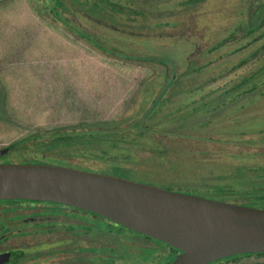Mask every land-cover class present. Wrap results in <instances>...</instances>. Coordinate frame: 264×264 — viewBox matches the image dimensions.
<instances>
[{"label": "rangeland", "instance_id": "obj_1", "mask_svg": "<svg viewBox=\"0 0 264 264\" xmlns=\"http://www.w3.org/2000/svg\"><path fill=\"white\" fill-rule=\"evenodd\" d=\"M112 1L129 4L128 0ZM248 3L249 0H168L158 5V9L171 11L173 15L152 21L160 23L156 30L163 28L168 35L132 40L113 33L115 40L125 44L122 48L141 54L168 55L179 61L181 68L186 59L197 57L199 70L181 78L182 89L153 120H161L168 112L231 84L262 64L264 35L260 36L264 26L250 35H243L240 30V26L248 22ZM104 35L111 38L107 32ZM196 49H200L198 55ZM146 75H152L151 69L100 54L88 49L83 42L67 39L43 23L30 9L27 0H12L0 9V79L8 86V101L14 119L9 124L0 121V147L43 124L108 119L119 115L129 98L142 92L139 88ZM260 100H264V72L223 102L197 111L196 115L208 116L217 111L207 124L214 125L211 129L214 140L221 136L227 139L237 132L264 129V115L242 122L233 119L236 113ZM175 123L156 124L157 131H167ZM208 126L198 125L183 131L198 130L201 134ZM147 145L103 142L89 150H73L81 157L72 163L86 166L88 156L97 162L141 163L150 155ZM229 160L215 154L205 161V165L196 167L200 176L210 178L229 172L232 169ZM212 180L216 181L215 177ZM151 185L163 187L156 183ZM255 261L264 264V257L243 260L247 263Z\"/></svg>", "mask_w": 264, "mask_h": 264}, {"label": "trees", "instance_id": "obj_2", "mask_svg": "<svg viewBox=\"0 0 264 264\" xmlns=\"http://www.w3.org/2000/svg\"><path fill=\"white\" fill-rule=\"evenodd\" d=\"M27 1L30 9L43 23L59 31L67 39L83 42L88 49L100 54L147 67L151 69L152 75L145 76L139 88L143 93H134L119 115L108 119L43 124L35 129L29 128L32 130L12 140L6 147L8 151H13L19 162L55 164L121 175L141 182L156 183L170 190L186 191L194 195L264 209V129L241 131L230 134L227 139L221 136L214 140L211 134L214 125L208 126L207 121L218 112L208 116L196 115L197 111L206 110L223 102L264 72V55L262 64L248 74L229 85L202 94L191 103L168 112L157 121L153 119L161 108L182 89L181 78L199 70L197 57L191 56L186 59L184 67L181 68L179 61L168 55L141 54L122 48L121 46L125 44L115 40L114 34L132 40L156 39L168 35L163 28L156 30L159 22H152L153 19L173 15L171 11L158 9V5L168 0H128V5L112 0ZM10 2L12 0H0V9L5 8ZM248 7V22L240 26L243 35H250L264 26V0H249ZM105 32L108 36L111 35V38L106 37ZM263 35L264 30L260 37ZM261 49L264 51V42ZM199 51L200 49H196L197 55ZM13 115L14 111L8 101V86L0 79V121L9 124L14 119ZM262 115L264 100L245 107L242 112L236 113L233 119L242 122L249 117ZM164 121L176 123L172 128H167V131H157L156 124ZM198 125L204 127L207 125L209 128L207 127L206 132L201 134L197 133L198 130L183 131L185 128L190 129ZM103 142L148 144L150 155L141 163L131 162L132 164L97 162L90 156L87 158L86 166L72 163L74 159L81 157L74 154L73 150H89ZM215 154L229 158V166L232 169L224 174L211 175L210 178L200 176L198 173L200 170L196 166L205 165ZM235 159L239 161H234ZM138 166L141 168L138 169ZM211 173L212 170L209 171V174ZM213 177L216 181H211ZM162 243L166 247L164 249L166 264H174L184 254L182 249L166 242ZM153 247L160 249L159 246ZM252 257H264V252L232 255L207 264H259L256 261L243 262Z\"/></svg>", "mask_w": 264, "mask_h": 264}, {"label": "water", "instance_id": "obj_3", "mask_svg": "<svg viewBox=\"0 0 264 264\" xmlns=\"http://www.w3.org/2000/svg\"><path fill=\"white\" fill-rule=\"evenodd\" d=\"M81 207L184 251L174 264L264 252V209L60 165L0 164V198Z\"/></svg>", "mask_w": 264, "mask_h": 264}, {"label": "flooded vegetation", "instance_id": "obj_4", "mask_svg": "<svg viewBox=\"0 0 264 264\" xmlns=\"http://www.w3.org/2000/svg\"><path fill=\"white\" fill-rule=\"evenodd\" d=\"M9 144L0 164H23ZM122 226L54 200L0 198V264H166L164 241Z\"/></svg>", "mask_w": 264, "mask_h": 264}]
</instances>
